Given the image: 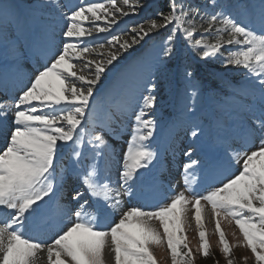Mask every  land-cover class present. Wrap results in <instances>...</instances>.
<instances>
[{
    "label": "snow or ice",
    "instance_id": "6c2138e0",
    "mask_svg": "<svg viewBox=\"0 0 264 264\" xmlns=\"http://www.w3.org/2000/svg\"><path fill=\"white\" fill-rule=\"evenodd\" d=\"M131 17L142 18L117 30ZM150 41L155 54L112 79ZM184 48L241 80L208 85L195 67L173 64ZM25 62L38 65L27 84ZM10 80L18 94L0 101V264H37L42 252L47 264H106V251L112 264H158L154 247H166L171 264H195L189 205L196 252L210 254L207 209L226 264L236 261L222 221L264 264V0H0L5 94ZM169 96L188 123L183 184L191 195L172 189L154 207L121 211L125 197L158 190L157 115ZM124 121L131 133L118 155L105 134L122 135ZM234 165L240 171L228 175Z\"/></svg>",
    "mask_w": 264,
    "mask_h": 264
},
{
    "label": "rangeland",
    "instance_id": "374dc122",
    "mask_svg": "<svg viewBox=\"0 0 264 264\" xmlns=\"http://www.w3.org/2000/svg\"><path fill=\"white\" fill-rule=\"evenodd\" d=\"M87 2V0H85ZM142 17H131V18H120V25L117 26V30H120L122 28L131 26L132 24H135L138 20H140ZM125 20L128 21V24H125ZM99 24H103V21L97 22ZM101 36L104 34H100ZM157 43V42H154ZM139 47V46H138ZM151 49H146L143 54L147 57L144 59L149 58L151 55L155 54V49L153 47H150ZM136 51V52H135ZM134 54H138L139 51H137V47H134L132 50ZM127 55V54H125ZM92 58H95L93 56ZM123 59V57L121 58ZM138 61V60H137ZM137 61H133L132 56L129 57L127 61H125L124 64L120 65V70H118L116 73L113 74L112 79H116L120 76L121 71H134ZM117 64L118 61L116 62ZM38 65H35L34 62H25L22 67V75L24 79V84L29 83V77L35 72V68ZM219 75V76H218ZM238 79L241 80V73L240 71L237 72ZM217 79V82H223V80L228 79L226 76H223L221 73L214 76ZM178 88H182L183 85L177 84ZM4 86L0 85V99L1 101L7 100L9 96H15L18 94V87L15 86L11 80L7 84L8 93L5 94L3 91ZM178 112H179V105L178 102L173 101L172 97L169 96L167 99L162 102L160 112L157 115V119L159 121V127L157 130V139L156 143L154 144L155 148H158V150L161 153L162 160L164 162V165L166 163L169 164V168L172 171L174 168H177L178 171L176 173V169H174L175 173L171 177H166L165 175H161L163 172V169H161L159 175V185H157V191L154 193L161 194L158 199L153 200V202H150L149 199L151 198L150 193H147L145 191L144 195L142 192V197L145 199H141L140 201H137V198L129 200V198H124V204L121 209V211L126 210L129 207L132 206H144L145 200L147 201V204L150 206H155L156 204L165 201L168 196H171L173 194L172 189H174L175 192L185 191L184 184H183V165L187 161V157L183 155L184 150L187 149L189 143H191L190 135L187 132L188 123L182 122L178 119ZM119 123V122H118ZM115 127V126H114ZM123 134L120 136H111L107 133L105 134L106 139H108L109 143H111L118 155H122V153L126 150L127 147V141L130 138L131 133V121H124L123 122ZM117 131H120L119 128H117ZM0 150H3L4 148V141L2 142V138H0ZM202 151L204 153L210 152V147L208 144H205L203 146ZM174 164V165H173ZM240 171V165H234L229 169L228 175H231L233 173L238 174ZM177 176V178H175ZM199 179V178H198ZM172 180H175V182L169 183L166 186L169 188V190L165 189V186L162 185L161 181L163 182H171ZM68 181L71 183V177H69L66 180V185H71L68 183ZM174 183V184H173ZM152 195V193H151ZM185 195L190 196L191 193L185 191ZM140 196V197H141ZM161 198V199H160ZM144 202V203H143ZM189 211H187V221L185 225V234L187 236V242L189 244V247L192 248L194 257H195V264H226V258L223 255L221 251V245L219 243V236L215 232V222L210 217L209 210L206 209L205 211V228L207 232V238L210 244V254L207 258H205L202 254V252H196V249L199 247L200 240H199V234L198 229L195 224L194 220V209L191 205L188 206ZM121 211L115 212L116 217H109V221L111 220H118ZM153 226L156 227L159 231L162 232V227L160 226L158 221H152ZM221 227L225 232L226 239L229 241L230 246L232 247L233 256L235 258L236 264H245L244 258L247 257L246 264H254V259L252 257V254L250 250L242 247L237 246L238 240L237 237L240 236L238 228L232 224L229 225L226 221L221 222ZM236 233V236H233V233ZM53 234V231L50 233ZM153 252L155 254V257L158 261V264H171V257L170 253L167 251L166 247H160V248H153ZM39 260L42 264H47V257L46 253L42 252L39 253ZM42 255V256H41ZM106 255V254H105ZM107 258V257H106ZM106 264H112V256L110 259H106Z\"/></svg>",
    "mask_w": 264,
    "mask_h": 264
},
{
    "label": "trees",
    "instance_id": "16d2710c",
    "mask_svg": "<svg viewBox=\"0 0 264 264\" xmlns=\"http://www.w3.org/2000/svg\"><path fill=\"white\" fill-rule=\"evenodd\" d=\"M194 3L200 2V0H193ZM153 3L157 5H162L165 3V0H153ZM156 41H150L147 46H137L140 49L138 54H133V61H137L140 58H146L147 56L143 54L146 49H151L150 47ZM134 49V48H133ZM132 49V50H133ZM136 52V51H135ZM179 62L181 65L188 64L196 68L200 78L206 82L208 85L216 84L217 79L214 77L216 73L226 76L228 80L239 81L237 72L238 70H228L226 69L219 61H203L198 57L194 56L188 49L184 48L181 50L178 61H174L173 64ZM119 63V61H118ZM219 76V75H218ZM181 84V83H178Z\"/></svg>",
    "mask_w": 264,
    "mask_h": 264
},
{
    "label": "bare ground",
    "instance_id": "6f19581e",
    "mask_svg": "<svg viewBox=\"0 0 264 264\" xmlns=\"http://www.w3.org/2000/svg\"><path fill=\"white\" fill-rule=\"evenodd\" d=\"M0 101H1V99H0ZM4 140L2 139V142H3ZM1 142V141H0ZM174 165V164H173ZM174 169H176V173H177V171H178V169L177 168H174ZM174 169L172 170V171H170L171 169L169 168V164L168 163H166V165H164V169H163V172L161 173V175H165L166 177L168 176V177H171L174 173H175V171H174ZM175 173V174H176ZM159 177H160V175H159ZM175 178H177V176L175 177ZM160 181V180H159ZM172 182H175V180H172L171 182H163V181H161V183H162V185L163 186H165V189H167L168 187L166 186L167 184H169V183H172ZM68 183L69 184H71L69 181H68ZM174 184V183H173ZM159 185V184H158ZM70 186L71 185H66L65 186V194L67 193V191H68V189L70 188ZM167 190H169V188L167 189ZM143 191H145V192H147V193H149V190H147V189H145V190H143ZM145 192H143V195H144V193ZM161 194H158V193H152V195H151V193H150V196H151V200H155V199H157V200H159L158 199V197L160 196ZM144 199V197H138V199H137V201H140L141 202V199ZM161 199V198H160ZM144 203V202H143ZM116 214L115 213H113V215H112V217H116L115 216ZM49 230H52V231H56L57 229L56 228H52V229H49ZM105 258L107 257L108 259H110L111 258V255L109 254V253H107V251L105 252ZM42 256V255H41ZM106 258V259H107ZM37 264H42L41 263V261L38 259L37 260Z\"/></svg>",
    "mask_w": 264,
    "mask_h": 264
}]
</instances>
